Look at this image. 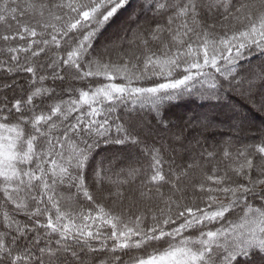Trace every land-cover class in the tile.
Here are the masks:
<instances>
[{
  "label": "snow or ice",
  "instance_id": "1",
  "mask_svg": "<svg viewBox=\"0 0 264 264\" xmlns=\"http://www.w3.org/2000/svg\"><path fill=\"white\" fill-rule=\"evenodd\" d=\"M0 264H264V0H0Z\"/></svg>",
  "mask_w": 264,
  "mask_h": 264
},
{
  "label": "trees",
  "instance_id": "2",
  "mask_svg": "<svg viewBox=\"0 0 264 264\" xmlns=\"http://www.w3.org/2000/svg\"><path fill=\"white\" fill-rule=\"evenodd\" d=\"M235 102L241 103L236 100ZM206 105L202 104L199 101L184 99L180 102H176L173 107L170 108L169 116L172 118L183 116L185 113L191 112H200L205 109ZM257 121H259V117H256Z\"/></svg>",
  "mask_w": 264,
  "mask_h": 264
}]
</instances>
